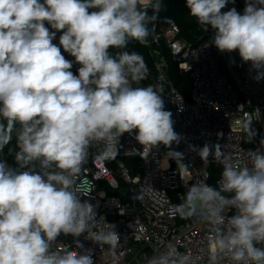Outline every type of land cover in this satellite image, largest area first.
Masks as SVG:
<instances>
[{"label": "clouds", "instance_id": "clouds-1", "mask_svg": "<svg viewBox=\"0 0 264 264\" xmlns=\"http://www.w3.org/2000/svg\"><path fill=\"white\" fill-rule=\"evenodd\" d=\"M230 2L235 0H185V6L205 32L214 30L211 44L221 53L238 52L259 82L264 0H245L242 14L234 7L222 11ZM164 8L163 0H0V154L14 133L17 149H8L16 167L0 160V264H95L81 237L98 245L110 264H121L124 245L116 224L93 230L98 206L92 190L82 194L74 185L89 147L98 143L97 158H115L125 133H135L142 146L126 153L148 161L163 146L159 166L175 161L186 192L168 212L207 222V264H264V137L248 152L250 166L233 162L220 143L189 144L204 164L212 157L222 165L216 187L190 183L185 154L173 148L183 137L165 110L164 85L140 86L150 70L143 55L127 49L131 42L149 46ZM163 20L175 26L171 17ZM241 127L244 142L253 143L258 132L251 116ZM146 196L151 193L141 187L132 199ZM61 236H71L73 246L60 250ZM199 259L169 240L144 264Z\"/></svg>", "mask_w": 264, "mask_h": 264}, {"label": "built area", "instance_id": "built-area-1", "mask_svg": "<svg viewBox=\"0 0 264 264\" xmlns=\"http://www.w3.org/2000/svg\"><path fill=\"white\" fill-rule=\"evenodd\" d=\"M233 7L242 14L245 0L230 2L222 11ZM154 36V40L149 37L148 49L155 73L149 74L140 86L150 83L164 85L165 110L172 112L174 130L183 137L179 146L174 144L173 148L185 154L183 162L191 169L190 183L203 180L210 184L211 165L216 162L209 157V163L204 164L196 153L189 151V144L202 147L206 142L220 143L231 154L233 162L250 166L248 152L258 148L259 139L264 137V80L257 82L253 79L255 72L251 70L250 63L242 62L238 52L218 51L211 44L214 36L211 28L204 31V36L197 42L184 39L176 24H156ZM166 51L177 63L179 72L190 75V100L174 86L169 76ZM249 116L258 132L256 140L251 144L244 142L246 137L241 127V122ZM217 133H222V136L218 137ZM134 134L125 133L120 138L119 154L115 158H97L102 150V145L98 143L89 147L87 160L74 187L83 189L82 194L92 190L91 202L98 206L93 230L103 229L106 222L116 224L124 245L121 264H144L146 256L153 255L161 248L162 242L169 240L176 243L181 252L199 256L198 264H207V238L210 235L207 222L180 221L178 216L172 217L168 212L169 207L183 202L186 192L176 172L179 169H176L175 161H169L167 169L159 166L167 151L163 146L158 151L154 149L155 155L148 161L126 153L132 148L142 151ZM125 157L139 160L137 173L131 172L122 160ZM0 160L7 161L4 150ZM219 165L222 171V165ZM219 178L215 181V187ZM121 183L129 188L127 200L125 196L110 192L118 189ZM141 187L151 193V197L146 196L142 202L139 201L141 209H138L137 200H133L132 196ZM119 211L125 214L120 215ZM227 215H231V212ZM80 240L86 248L93 249L95 264H110V258L98 245L83 237ZM56 246L60 250L71 247L73 238L61 236Z\"/></svg>", "mask_w": 264, "mask_h": 264}, {"label": "trees", "instance_id": "trees-1", "mask_svg": "<svg viewBox=\"0 0 264 264\" xmlns=\"http://www.w3.org/2000/svg\"><path fill=\"white\" fill-rule=\"evenodd\" d=\"M163 3L165 5V8L160 13L161 19L156 23L158 25H170L168 23H165L163 18L164 17H171L172 20H174L175 24L179 26L181 30V36L190 41V42H197L200 40L201 37L204 36V30L203 28L196 22L195 18L191 17L189 15V11L185 6V0H163ZM151 11V10H149ZM47 26V25H46ZM51 30V29H50ZM60 33H57V38L53 41V43L58 44V37ZM129 51H137L141 55H143L148 68L150 70V75L155 73V67L153 59L149 53L148 46H142L137 42H131L128 46ZM114 51V50H113ZM66 59H73L72 57L68 56L67 53H64ZM166 57L169 65V76L171 80L177 85V89L184 95V97L187 100H190V94H191V79L190 75L188 73H180L178 70V65L176 62H174L170 56L169 53L166 51ZM78 68V65H74L72 68V71L74 74L76 73V69ZM12 148L14 150L16 149V138L15 133L13 136L12 141L9 145H7L4 148L5 156L8 161L9 166L16 167L14 155H9L8 149ZM136 161L128 159L129 161V168L133 174L137 173L139 160L136 158ZM211 181L210 184L215 187V181L220 176L221 169L219 167L215 166L214 163L211 165ZM111 193L119 195V192L114 190ZM127 197H125V200H127Z\"/></svg>", "mask_w": 264, "mask_h": 264}, {"label": "rangeland", "instance_id": "rangeland-1", "mask_svg": "<svg viewBox=\"0 0 264 264\" xmlns=\"http://www.w3.org/2000/svg\"><path fill=\"white\" fill-rule=\"evenodd\" d=\"M128 159H131V160H134V161L138 162L135 157H125V158H122V160L126 163L127 166L129 165V163H128L129 161H127ZM214 165L217 166V167H219V169H221V167H220V165L218 163H214ZM114 190L118 191L119 192V195H121L123 197L124 196L126 197L129 194V188L124 183H121V186L118 189H114ZM114 190H111L110 192H112ZM180 221H183V220L180 219Z\"/></svg>", "mask_w": 264, "mask_h": 264}, {"label": "water", "instance_id": "water-1", "mask_svg": "<svg viewBox=\"0 0 264 264\" xmlns=\"http://www.w3.org/2000/svg\"><path fill=\"white\" fill-rule=\"evenodd\" d=\"M174 86L176 87L177 85L174 84ZM137 207H138V209H141V205H140V202L138 200H137ZM204 230H205V228H204Z\"/></svg>", "mask_w": 264, "mask_h": 264}]
</instances>
